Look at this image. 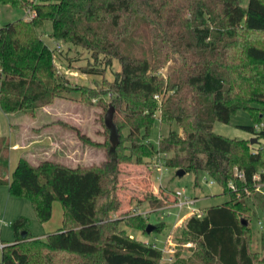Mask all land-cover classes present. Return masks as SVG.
Returning a JSON list of instances; mask_svg holds the SVG:
<instances>
[{
  "label": "trees",
  "instance_id": "1",
  "mask_svg": "<svg viewBox=\"0 0 264 264\" xmlns=\"http://www.w3.org/2000/svg\"><path fill=\"white\" fill-rule=\"evenodd\" d=\"M0 5L33 14L0 28V110L6 115L33 119L68 94L81 93V101L98 95L70 87L57 72L55 51L40 36L47 22L54 42L87 51L99 65L103 61L111 67L115 60L120 66L113 81L104 79L102 96H110L115 110L117 144L112 146L105 127L109 147L100 166L70 169L44 162L34 168L19 159L8 179L9 143L0 140V187L26 199L40 224L51 220L54 201L63 211L61 228L44 238L30 235L27 219L13 222L14 243L1 248L0 264H56L58 256L79 264H160L159 247L130 239L120 222L107 216L119 207V166L167 154L173 157L165 168L203 174L228 198L206 209L202 218L187 220L182 244L190 246L189 256L181 257L180 246L172 264H264V257L257 260L250 250L254 209L263 220L259 243L264 250V194L255 192L264 183V149L254 152L250 141L230 140L212 130L215 123L229 124L239 111L248 113L254 125L264 119V42H256L257 37L264 41V0H248L245 7L242 0H0ZM136 17L147 27L149 59L122 53ZM162 69L165 78L158 72ZM78 71L105 76V69L94 65ZM156 122L181 133L170 131L155 149L148 136ZM240 129L254 140L264 138L253 127ZM235 173H242L243 180ZM257 174L259 180L253 181ZM148 225L146 218L135 216L125 228L148 236ZM159 232L154 226L152 233Z\"/></svg>",
  "mask_w": 264,
  "mask_h": 264
},
{
  "label": "rangeland",
  "instance_id": "2",
  "mask_svg": "<svg viewBox=\"0 0 264 264\" xmlns=\"http://www.w3.org/2000/svg\"><path fill=\"white\" fill-rule=\"evenodd\" d=\"M46 0H34V2L42 3ZM248 0H242V7H245ZM32 14H27V11L22 9H10L0 5V28L14 23L16 20L22 19L28 21ZM51 25L47 22L40 36L45 45H48L55 51L57 65L62 67L72 66L76 71L77 77L74 81H69L70 87H85L92 89L98 95L89 101L88 96L81 101V93L74 92L66 95L67 99L58 100L54 106V111L48 119L43 120V124L55 125L54 134H51L56 140L63 139L67 141L66 144L70 147V164L73 167H98L106 161V151L109 147L108 134L105 129L104 118L110 108H113V116L115 110L110 106V96H102L106 87L104 86V79L108 82L114 80V73L120 71V66L117 61H113L111 67L98 64L97 60L92 59V55L81 48L70 47L66 44H58L49 38L51 33ZM256 42L263 44V39L256 38ZM151 52V43L148 40L147 27L143 20L139 17L135 18L134 29L130 37L126 39L122 46V53L136 58L149 59ZM101 61V59H98ZM99 66L105 69V76H89L84 75L78 71L79 67L85 66ZM164 78L166 77V69L158 71ZM68 76V77H67ZM95 92V93H96ZM161 97L157 99L159 102ZM101 103L98 104V102ZM72 104V105H71ZM159 112L156 113L158 118ZM229 124L215 123L213 125V132L216 135L225 137L230 140H247L254 139L250 134L244 132L240 127H254L252 118L248 113L239 111L231 116ZM76 126V127H75ZM175 127H167L159 125L158 122L154 125L149 134V142L156 149L160 138L166 137L170 131H176ZM181 133L180 130H177ZM78 132V134H77ZM122 135L126 131L121 132ZM84 137L95 145L96 148L91 147L81 139ZM70 139V140H69ZM108 146V147H106ZM68 147V148H69ZM254 152L259 149H264V138H260L255 144L250 145ZM76 151V152H75ZM79 151L81 156L78 155ZM128 155V153L126 154ZM172 154L161 155L150 159H145L140 165H120V176L118 178V188L115 193L119 207L115 212L109 213L107 221H119L120 229H124L130 239L147 240L148 243H155L157 247L162 250V259L160 264H172L173 257L176 250L182 247L181 257L186 259L189 256L187 250L189 245H183L184 226L190 213H182L178 218L177 212L171 210L170 216L162 218L161 213L173 205L175 199L173 194L178 190H184L186 195L191 199H195L196 208L200 211L201 217L206 209L211 206H220L225 204L227 197L223 196V190L218 184H210L208 179L203 174H185L178 177L177 171L165 168V162L172 158ZM76 165V166H75ZM16 166H14L13 171ZM9 172V171H8ZM10 172L8 173V176ZM261 192L264 194V187ZM159 203V204H158ZM158 210V212H157ZM256 219L250 223L252 228L250 238V250L261 260L264 257V250L259 243L260 233L262 231L261 225L263 223L261 213L254 209ZM151 212V213H147ZM62 207L57 201L53 202L51 220L46 224H40L32 209L31 204L24 198H14L10 196L9 190L6 186L0 187V244L2 246L11 245L14 242V235L11 230V224L17 219H27L29 221V233L35 237H47L53 235L62 226ZM161 212V213H160ZM147 213V214H146ZM165 213V212H164ZM163 213V214H164ZM150 215V217L148 216ZM135 216H141L148 220L149 225L159 226V233H152L146 236L140 230L127 229L125 223L130 222ZM247 217V216H246ZM150 218V219H149ZM162 221V222H161ZM161 222V223H160ZM260 224V225H259ZM43 237V238H44ZM164 239V241H163ZM157 242V243H156ZM1 260V253H0ZM79 260L73 257L58 256L56 264H79Z\"/></svg>",
  "mask_w": 264,
  "mask_h": 264
},
{
  "label": "crops",
  "instance_id": "3",
  "mask_svg": "<svg viewBox=\"0 0 264 264\" xmlns=\"http://www.w3.org/2000/svg\"><path fill=\"white\" fill-rule=\"evenodd\" d=\"M57 64L58 63L55 60V65L59 74L65 76L68 75L69 77H77L75 73L76 71H74L73 69L69 70L65 66L62 67L61 65ZM67 79L69 81H74V78ZM58 103L61 102L57 100L51 106L40 109L36 112L33 119L22 113H17L9 116L0 110V140L4 139L9 143L8 171L10 172V175L8 176V179H10L13 173V168L17 165L19 159H24L34 168L44 162H53L70 169L77 168L71 166L72 164H70V159L72 158V155H74V153L70 155V147L68 146V144H66L68 140H56L53 136H51V134H54V130H56V128L54 127L55 125L50 126L49 124H43V120L48 119L50 116H54L52 115V113L55 112L54 106H56ZM78 155L81 156L80 151ZM147 213L151 212L147 211ZM161 215L162 218L164 216L166 217V215H164L163 213H161ZM148 216L150 217V215ZM155 224L158 223L155 222L152 226H154ZM37 237L43 238L44 236ZM139 241L148 244L147 240ZM152 244L156 245L154 242ZM2 247H5V245L2 246L0 244V250Z\"/></svg>",
  "mask_w": 264,
  "mask_h": 264
},
{
  "label": "built area",
  "instance_id": "4",
  "mask_svg": "<svg viewBox=\"0 0 264 264\" xmlns=\"http://www.w3.org/2000/svg\"><path fill=\"white\" fill-rule=\"evenodd\" d=\"M27 14H30L29 12H27ZM33 15V14H32ZM253 132L254 134H258V133H261V132H264V119L260 122V123H257L255 124V126L253 127ZM262 175H264V171L261 172ZM235 177L237 180L241 181L243 180V174L242 173H235ZM260 178V174H257L254 178H253V181H258ZM210 184H214L213 181H210ZM229 189L232 191V192H236V188H235V185H233L232 183L229 184ZM264 187V183L262 184H258L256 186V189H255V192H259V193H262L261 190L262 188ZM173 197L175 199V202L173 203L172 206L166 208V209H163L162 211H164V215L166 216H170V211L173 210L175 212H177L178 214V218L181 216V214L184 212L186 213H190V218H199L201 217V214H200V211H198V209L196 208V203H197V200L195 199H191L190 197H188L185 193L184 190H178L176 191L174 194H173ZM260 225V224H259ZM261 228V227H260Z\"/></svg>",
  "mask_w": 264,
  "mask_h": 264
},
{
  "label": "water",
  "instance_id": "5",
  "mask_svg": "<svg viewBox=\"0 0 264 264\" xmlns=\"http://www.w3.org/2000/svg\"><path fill=\"white\" fill-rule=\"evenodd\" d=\"M112 118H113V108H110L109 111L107 112L105 118H104V122H105V127L106 129L109 131V138H110V142L112 144V146H115L117 144V138H116V134H115V129H114V122H112ZM257 142V140L252 139L250 141L249 145H253ZM176 175L178 177L184 176L185 173L182 170H178ZM154 226L152 225H148L146 228V232L147 234H151L153 232ZM23 237L25 236L24 234H22Z\"/></svg>",
  "mask_w": 264,
  "mask_h": 264
}]
</instances>
